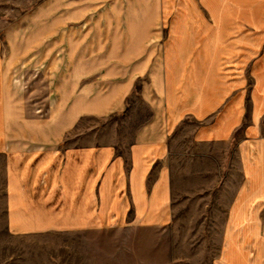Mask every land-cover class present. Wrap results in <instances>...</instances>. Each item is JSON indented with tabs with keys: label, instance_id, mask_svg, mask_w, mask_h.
Wrapping results in <instances>:
<instances>
[{
	"label": "crops",
	"instance_id": "0c3cea01",
	"mask_svg": "<svg viewBox=\"0 0 264 264\" xmlns=\"http://www.w3.org/2000/svg\"><path fill=\"white\" fill-rule=\"evenodd\" d=\"M115 15L109 29L134 32L146 54L108 111L124 109L155 62V86L142 91L155 96L151 118L124 150L67 145L73 125L10 134L2 89L8 230L163 229L194 216L221 224L212 264H264V0H140Z\"/></svg>",
	"mask_w": 264,
	"mask_h": 264
},
{
	"label": "rangeland",
	"instance_id": "374dc122",
	"mask_svg": "<svg viewBox=\"0 0 264 264\" xmlns=\"http://www.w3.org/2000/svg\"><path fill=\"white\" fill-rule=\"evenodd\" d=\"M139 2L0 0V92L10 104V134L44 126L57 133L73 125L65 133L67 145L93 141L126 148L151 118L155 96L145 100L142 91L155 86V62L133 80L124 109L109 112L117 82L140 65L135 61L141 56L134 32L112 31L109 25L123 18L115 12ZM146 49L150 57L153 48ZM4 170L0 155V264H212L219 255L221 224L194 222V216H181L163 229L10 232Z\"/></svg>",
	"mask_w": 264,
	"mask_h": 264
}]
</instances>
